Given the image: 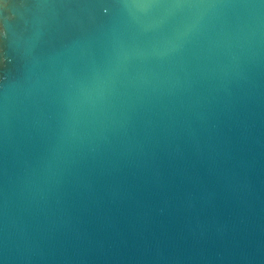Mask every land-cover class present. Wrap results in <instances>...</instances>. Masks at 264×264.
Returning <instances> with one entry per match:
<instances>
[{"label": "water", "instance_id": "obj_1", "mask_svg": "<svg viewBox=\"0 0 264 264\" xmlns=\"http://www.w3.org/2000/svg\"><path fill=\"white\" fill-rule=\"evenodd\" d=\"M0 264H264V0H0Z\"/></svg>", "mask_w": 264, "mask_h": 264}, {"label": "snow or ice", "instance_id": "obj_2", "mask_svg": "<svg viewBox=\"0 0 264 264\" xmlns=\"http://www.w3.org/2000/svg\"><path fill=\"white\" fill-rule=\"evenodd\" d=\"M124 3L129 4L137 8L141 13L147 15L154 8H178L182 7L187 0H123ZM107 12V9H104ZM165 22V18L161 17L159 20L153 22L149 25H144L145 31L155 30L159 28ZM179 39L168 41L165 45L159 48H154L150 52H145L144 50H134L133 52L126 55L125 59L132 57H146V56H156L160 58L171 56L180 50Z\"/></svg>", "mask_w": 264, "mask_h": 264}]
</instances>
